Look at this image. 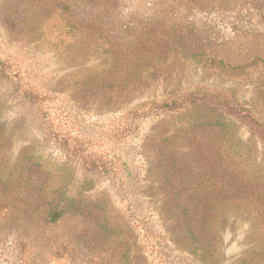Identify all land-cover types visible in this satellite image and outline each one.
I'll return each mask as SVG.
<instances>
[{
	"label": "rangeland",
	"instance_id": "1",
	"mask_svg": "<svg viewBox=\"0 0 264 264\" xmlns=\"http://www.w3.org/2000/svg\"><path fill=\"white\" fill-rule=\"evenodd\" d=\"M200 87L263 117L264 0H0V264H264L256 134L209 104H147ZM182 213L202 245L217 225L214 262Z\"/></svg>",
	"mask_w": 264,
	"mask_h": 264
},
{
	"label": "trees",
	"instance_id": "2",
	"mask_svg": "<svg viewBox=\"0 0 264 264\" xmlns=\"http://www.w3.org/2000/svg\"><path fill=\"white\" fill-rule=\"evenodd\" d=\"M208 66L210 68H215V69H220L224 68V65L222 64V61L220 60H214V59H209ZM227 68V67H226ZM230 70H235L237 67H230ZM19 87V92L23 94L24 96L32 95V91L29 90L28 94L25 91L20 89ZM18 89V87H17ZM39 95L36 94V96ZM38 99V98H37ZM199 103H204V104H209L214 107H218L222 109L223 112H225L226 115H229L231 117H234L235 119H240L242 122H244L250 130L256 134L258 137L259 141L262 144V147L264 148V114L263 117L258 118L256 117L249 109L246 107H241L240 109L237 108V106L232 105L227 101V99L224 97V95L221 92L218 91H212L206 88H198L192 91H189L187 95H184L183 98H179L178 101L175 99H171L170 101H162V102H149L147 104L153 105V107L157 110H170L172 108H182L183 105H188V104H199ZM144 104H136L134 108L136 107L137 109L143 108ZM49 110V108H46ZM43 117L47 121V130L48 132L55 137V139L61 143L65 144V147L67 149H70L73 151L75 154L76 152L79 151V148H81V145H78V138L76 135H69L68 133H64L61 129V124L58 119L50 117V114L48 111H43ZM204 124H210V125H219L223 126L224 124L221 121L220 118L217 119H211L209 121H205ZM69 139L71 140V146L69 145L68 141ZM86 152H88L87 148L85 149ZM82 164L84 166L93 168V169H99L101 171H106L109 172L113 168V161L109 159L108 157L106 158L104 156V160L101 157L95 158L93 155L91 156L90 160H83ZM2 182L1 176H0V183ZM62 194L59 193L57 196L52 200L51 206L48 210L47 213V219L50 222H54L58 219V217L70 206L69 202L67 200L63 201L62 200ZM263 198V197H262ZM176 214V213H175ZM179 218V221H182V224L185 227H181V230H185L187 237L190 240V244L192 246V252L196 254L197 258L201 261H213L214 262V257H215V251H216V243H215V238L219 236L218 234V227L215 223L209 222L208 220L205 221L204 223V231L206 235V239L202 245V243L199 241V239L194 235L193 231L189 229V225L187 223V219L183 215H177ZM218 216L216 217L217 220ZM191 228V227H190ZM264 242V241H262ZM261 242V243H262ZM254 245V244H253ZM257 248L252 247V249H255L256 251L261 250L262 247H260V244H256ZM262 246L264 248V243H262ZM253 251V250H251ZM156 255H159V262L161 261V264H169L170 262L168 259L165 257L164 252H160L157 250ZM163 255V256H162Z\"/></svg>",
	"mask_w": 264,
	"mask_h": 264
}]
</instances>
